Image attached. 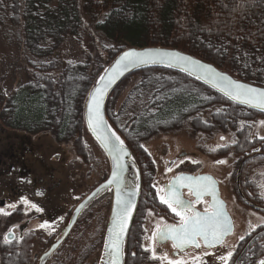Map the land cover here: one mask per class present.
<instances>
[{
  "label": "rangeland",
  "instance_id": "374dc122",
  "mask_svg": "<svg viewBox=\"0 0 264 264\" xmlns=\"http://www.w3.org/2000/svg\"><path fill=\"white\" fill-rule=\"evenodd\" d=\"M8 27L7 23L0 27V106L6 105L9 96L14 105L13 109H6L4 114L8 118L4 116L0 122L5 124V120L12 119L13 110L14 116H21L23 136L28 140V147L45 152L46 157L41 154L42 157L39 155L34 160L32 157L25 159L33 177H45L47 166L51 168L48 176L55 180L63 177L58 193L53 183L58 200L55 208L59 209L54 210V214L55 217L62 216L63 209L73 206L75 200L82 199L93 185L108 175L109 161L87 128L84 106L90 88L117 54L109 59L108 53L102 50V36L98 32H89L88 25L83 27L79 39L64 38L50 56L31 57L23 47L18 27L12 30ZM52 60L54 63L50 65ZM85 62L87 71L82 68ZM70 65L82 72V78L72 90L74 99L65 94L64 81L60 77L61 70ZM146 69L134 71L119 82L109 93L104 108L109 124L129 145L139 172L142 168V192L147 190L150 195L149 201H140L125 239L124 247L128 244L129 250L137 253L129 264H168L169 260L179 259L185 264H222L218 257L232 251L228 262L231 264L237 248L236 240L246 231L249 221L257 218L254 212L242 209L238 203L234 182L237 160L246 153L251 154L252 146L260 144L264 148V139H261L264 137V124L261 123L264 112L234 103L199 82L224 99L216 98L219 102H213L215 97L203 91L209 102L196 107L197 110L193 109L192 113L179 114L175 120H162L142 127L136 124V127L134 114L140 112L149 100L142 87ZM136 93L140 96L135 97ZM69 98L72 100L69 101ZM110 117L114 123L110 122ZM224 145L226 147H222ZM48 157L49 162H46ZM40 158L44 161L41 162ZM221 160L226 163H217ZM181 161L184 162L181 164ZM257 161L263 165L254 172H243V175L248 173L264 189V159L257 158ZM169 168L171 171H168ZM180 171L194 174L206 172L219 181L220 194L232 217L234 230L217 247L189 249L174 256V247L170 242L158 244L152 239L157 224L172 220V214L161 215V210L153 209V203L155 207H161L157 200L163 195V184ZM183 195L190 197L186 191ZM206 202L207 199H203L199 205L207 206ZM111 203L110 194L104 193L97 198L83 212L68 240L49 264H100ZM55 222H59L58 219L55 218ZM56 224L54 229L58 233ZM146 248H155L157 258L152 257L150 250L145 251ZM197 257L198 260L195 259ZM257 263L258 258L250 259L249 264Z\"/></svg>",
  "mask_w": 264,
  "mask_h": 264
},
{
  "label": "trees",
  "instance_id": "16d2710c",
  "mask_svg": "<svg viewBox=\"0 0 264 264\" xmlns=\"http://www.w3.org/2000/svg\"><path fill=\"white\" fill-rule=\"evenodd\" d=\"M4 23L11 30L18 27L31 57L50 56L64 38L79 39L89 25V32L102 36L109 59L128 47L175 48L264 86V0H0V27ZM144 73L149 100L134 114V126L192 113L209 102L203 91L215 97L213 102L224 99L174 70L152 67ZM60 75L65 94L74 99L81 70L70 65Z\"/></svg>",
  "mask_w": 264,
  "mask_h": 264
},
{
  "label": "flooded vegetation",
  "instance_id": "af4514ba",
  "mask_svg": "<svg viewBox=\"0 0 264 264\" xmlns=\"http://www.w3.org/2000/svg\"><path fill=\"white\" fill-rule=\"evenodd\" d=\"M13 105L14 101L12 100V97L9 96L6 105L3 104L2 108L0 106V110H3L4 108L3 112L2 110L0 111L1 119L6 116L4 114V112H7L6 109H13ZM13 112L14 111L12 110V119H10L9 121L5 120V124L4 121L2 123L0 122V208L4 209V212L0 213V264H38L40 256L44 252H46L51 244L55 241V239L60 236L61 230L64 227L67 219L69 218L71 211L82 199L80 198L79 200H75V202L72 203L74 204L73 206L69 205L67 206L68 208L63 209L65 211L62 216L55 217L54 210L59 209L55 208V204L58 202V200L54 193L55 188L53 186V183L56 186L58 193L60 181L63 177L57 178V180H55L54 177L48 176V173L51 169L50 166H47L49 168H47L46 173H44L46 174L45 177L40 178V175H35V177L31 175L30 169L28 168L27 164H25V159H29L30 157H32L34 160L39 155L40 157H42V155L44 154V157H46V154L41 149L36 148V152L34 149L28 147V140L23 136L21 116H14ZM7 118L8 117L6 116V119ZM126 145L129 147L128 144ZM251 148V154L246 153L242 158L237 160V178L235 177L234 182L236 197L239 200L238 203H240L242 209L251 210L252 212H254V214L257 215V218H253L251 221H249L248 228L241 235L243 239L239 237L236 240L235 248H237L231 264H249L250 259L252 258H258V262L260 260H264V189H261L262 187L253 179V177H251V175H249L248 173L243 175V172H254L256 168H260L261 165H263V163H258L257 158L264 159V148L262 149L260 144L252 146ZM245 158L246 160L242 162ZM48 159L49 157L46 159V162H49ZM40 160L41 162L44 161L43 158H40ZM181 173L191 174L194 176L209 175L214 178L217 182L219 197L224 202L225 210L231 218V222L233 225V220L228 212L226 202L220 194L219 181L209 173L200 172L194 174L187 171H180L178 174L172 176L168 180V182H165L163 184V195L168 192V188L166 186L170 184L173 178ZM106 177L97 182V184L93 185L89 189V191L85 193L83 198L88 195V193ZM142 179L143 171L141 168V185L139 197L128 233L130 232L132 223L138 212L140 201H142V199H144L145 202L150 200L148 191L145 190V193L142 192V190L144 189V183L142 182ZM184 191L190 194L189 198L183 195ZM104 193L110 194L112 198V190L106 189L94 199H92L79 213L71 231L75 228L77 222L80 221L83 212H85V210H88L89 206L92 203L94 204L96 199L100 198L101 195H104ZM180 193L182 199L191 201L193 204V207L188 214L196 212V210L202 212H204L206 209L211 210L210 196L205 195L202 197L201 200L207 199V206H203L195 202L197 197L195 196L194 192L189 190V188H181ZM21 198L27 200L28 203H23ZM157 201V203L161 207H155L153 203V209L156 208L157 210H161V215L163 216L164 213H166V215L172 214V220L165 223L179 224L180 218L176 216L175 213H172L170 209L166 210V205H164L163 203H159L161 202L159 199ZM149 203H147V205H149ZM32 204H36L40 209H42V211H37L36 209L32 208ZM12 205H15L16 207L13 208ZM5 213H10V215H6ZM55 218L58 219L59 222H55ZM45 221L48 222L47 226L41 228L40 225ZM55 223H57L56 226L58 227V233L57 231L55 232L54 229ZM233 230L234 225L232 232L229 235L225 236L223 241L233 233ZM70 233L44 264H49V261L68 240ZM155 241L158 244H165L166 242H170L174 247V242L171 239L165 241H160L157 239ZM223 241L217 246L221 245ZM199 243L201 244V247L203 249H211L217 247L213 246L207 248L201 240L199 241ZM195 248L196 247L194 245L188 246L183 250L174 247L172 254L176 256L181 254L185 250ZM124 252L126 263L123 262V264L131 263L137 256L136 252L129 250L128 244ZM132 253H135V256H133Z\"/></svg>",
  "mask_w": 264,
  "mask_h": 264
},
{
  "label": "snow or ice",
  "instance_id": "6c2138e0",
  "mask_svg": "<svg viewBox=\"0 0 264 264\" xmlns=\"http://www.w3.org/2000/svg\"><path fill=\"white\" fill-rule=\"evenodd\" d=\"M148 63H161L166 64L168 67L180 66L182 70L189 72V74L202 72L203 75L197 76L198 79L202 78L211 82L213 87L218 88L230 99L264 110V90L237 83L227 76L217 73L211 67L203 65L199 61L192 60L191 57L183 55L180 52L164 51L161 49H146L144 51L131 49L123 52L119 59L116 60L115 65L110 69L113 74L112 77L106 78L104 75L99 77L98 86L91 93L88 105V126L96 133L97 139L100 140L101 144L107 148L113 161L111 178L107 180V185H116V205L118 212L116 213V219L114 221L115 228L109 229V232H114L115 239L111 247L117 253L120 251V243L118 242L121 240L122 235L127 232L128 223L135 209V203L131 197L136 194V191L133 190L132 193L122 195L123 172L125 171L122 160L124 156L128 155V151L126 150L124 141L115 132H112L111 136H109L103 131L105 120L102 114V101L108 85L114 83L116 74L122 75L123 71H126L129 66ZM261 123L264 124V121H261ZM112 137H115V140ZM261 139H264V137ZM222 147H226V145ZM183 162L181 161L180 163L182 164ZM217 163H226V161L221 160L217 161ZM168 171H171V169L169 168ZM184 186H187L190 191L194 192L197 197L196 203H200L206 193L211 194L213 198L211 210L206 209L203 213L196 211L188 214L193 204L191 201L182 199L179 189ZM159 199L172 213H175L180 218V222L179 224H157L156 230L152 233V239L154 241L157 239L160 241L171 239L174 241L175 248L183 250L188 245H194L196 248H200L201 244L199 241L202 238L206 245L213 247L231 231L232 224L230 218L222 202L217 198L215 181L209 176L192 177L181 173L174 178V182L170 183L169 191L165 195L160 196ZM21 200L25 204L28 203L24 198H21ZM12 207L15 208L16 206L12 205ZM31 207L37 211H42L36 204H32ZM3 212L4 209L0 208V213ZM5 214L10 215V213ZM47 224L48 222L45 221L40 227H46ZM149 250L152 252V257L154 259L157 258L155 248L145 249V251ZM132 255L135 256V253H132ZM204 255H211V253H204ZM232 255L233 252L229 251L226 255L219 256L218 259L222 261V264H228ZM195 259L198 260L199 257ZM111 264H116V260H113ZM168 264H185V261L182 259L169 260ZM258 264H264V260H260Z\"/></svg>",
  "mask_w": 264,
  "mask_h": 264
},
{
  "label": "water",
  "instance_id": "95a60500",
  "mask_svg": "<svg viewBox=\"0 0 264 264\" xmlns=\"http://www.w3.org/2000/svg\"><path fill=\"white\" fill-rule=\"evenodd\" d=\"M131 49H134L136 51H144L146 49H161V50H164V51H176V52H180L183 55H186V56L191 57L192 60L199 61L201 64L207 65V66L211 67L217 73H220L223 76H227L228 78H230L231 80L236 81L237 83L247 85V86H249L251 88H256V89L264 90V86L252 84V83H249L247 81H243V80L237 79L234 76H232L231 74H229V73L221 70L220 68H218L217 66H215L214 64H212L210 62H207V61H205V60H203L201 58H198V57L194 56L193 54L187 53L185 51H182V50H179V49H175V48H169V47H144V48L128 47V48H125V49L121 50L111 60V62L107 65V67L104 69V71L100 74V76L101 75H104L106 78H111L113 74L110 71V69L115 65L116 60L119 59V57L123 54V52L128 51V50H131ZM149 67H165V68H169V69H172V70L181 72V73H183V74H185V75H187V76L195 79L196 81L205 84L209 88H212L213 90H215L216 92L220 93L221 95H223L225 98L229 99L230 101H233L234 103L247 106V107L252 108L254 110H257V111L264 112V110H262L259 107H256V106H253V105H250V104L240 103L239 101L232 100L229 97H227L223 92H221L218 88L213 87V85H212L211 82L206 81V80H204L202 78L201 79H198L197 76H202L203 75L202 72L195 73V74H189V72H186V71L182 70V68L180 66L168 67L166 64H161V63L138 64V65H134V66H129V68L126 71H123V74L122 75L116 74L114 83L109 84L108 85V88H107V90L105 92L104 99L102 101V114H103L104 120H105V127H104V130L103 131L106 132L109 136H111V133L112 132H115L116 135H118L120 137V135L117 134V132L109 124V122L107 120V117L105 115V109H104L105 108V102H106V99H107L109 93L116 87L117 84H119V82H121L130 73H132L134 71H137V70H140V69L149 68ZM106 70H109V71H106ZM99 77L96 79V81L94 82V84L92 85V87L90 88V90H89V92L87 94L86 101H85V106H84V117H85V122H86V125H87L88 130L90 131L91 135L96 140V142L99 144V146L102 148V150L104 151V153H105V155H106V157H107V159L109 161V171H108V175L95 188H93L88 193V195H86L84 198H82L81 201H79L76 204V206L74 207V209L71 211V213L69 215V218L67 219L64 227L62 228L60 236L57 239H55V241L51 244V246L48 248V250L46 252H44L40 256V258L38 260V264H44L48 260V258L54 253V251L60 246V244L68 236V234L70 233V231H71L74 223L76 222L77 217H78L79 213L82 211V209L92 199H94L96 196H98L100 193H102L106 189H111L112 190V203H111V209H110V213H109V217H108V222H107V228H106V233H105V238H104L103 249H102V253H101V262H100V264H111V262L113 260H116V264H123V262H124V245H125V239H126V236H127L128 230H129V227L131 225V221H132V218H133L135 209L133 210L131 220L128 223L127 232L122 235L121 240L118 242V243H120V251H119V253H117L111 247L112 242L115 239L114 232L113 233H110L109 232V229H114L115 228L114 221L116 219V213L118 212V208H117V205H116V185L115 184H113V185H107V180L111 178V169L113 167V161H112V157L109 155V152H108L107 148L103 144H101L100 140L97 139L96 133H94L89 128V126H88V105H89V101H90V98H91V93L94 91L95 87L98 86ZM112 139L115 140V137H112ZM124 144H125L126 150L128 151V155L124 156L123 157V160H122V163L125 166V171L123 172V181H122V195H126L128 193H132L133 190H135L136 191V194L134 196H132L131 199L134 201L135 208H136V204H137L138 197H139L140 185H141V182H140V172H139V168H138V166L136 164V161L132 157V154H131V151H130L129 147L126 145L125 142H124ZM183 174L186 175V176H192V177L209 176V175L194 176V175L186 174V173H183ZM209 177H211V176H209ZM212 180L215 181L214 178H212ZM172 182H174V178L171 180L170 183H172ZM102 185H103V187H102ZM169 185L170 184H168L166 186L168 188V191H169ZM215 185H216V189H217V182L216 181H215ZM184 187H187V186H184ZM97 189H99V190L97 191ZM180 190H181V188L179 189V191ZM205 195H208V196L211 197V204H212V199H213L212 198V195L209 194V193H206ZM217 198H218V200L220 202H222V204L224 206V209H225V204L221 200V198L219 197L218 189H217ZM196 211H198V210H196ZM198 212L203 213L202 211H198ZM227 215H228V213H227ZM230 221H231V218H230ZM231 224H232V222H231ZM232 229H233V225H232L231 231H229L225 236L229 235L232 232ZM225 236L221 239V241L219 243H216L214 246H217L218 244H220L223 241V239L225 238ZM200 240L205 245V247L210 248L208 245H206L204 243V241H203L202 238ZM188 246H192V245H188ZM188 246H186L185 248H187Z\"/></svg>",
  "mask_w": 264,
  "mask_h": 264
}]
</instances>
